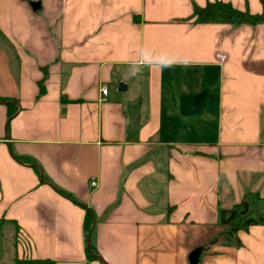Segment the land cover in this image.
<instances>
[{
	"label": "crops",
	"instance_id": "1",
	"mask_svg": "<svg viewBox=\"0 0 264 264\" xmlns=\"http://www.w3.org/2000/svg\"><path fill=\"white\" fill-rule=\"evenodd\" d=\"M209 1L0 0V264H264L221 223L264 213V23Z\"/></svg>",
	"mask_w": 264,
	"mask_h": 264
},
{
	"label": "trees",
	"instance_id": "2",
	"mask_svg": "<svg viewBox=\"0 0 264 264\" xmlns=\"http://www.w3.org/2000/svg\"><path fill=\"white\" fill-rule=\"evenodd\" d=\"M193 16L196 18L197 23H228L239 26L243 24L256 25L263 22V14H253L249 9L240 10L230 2L221 0L209 1L205 6L195 5ZM0 38H4L1 30ZM238 215L242 217L238 219ZM94 220V214L91 209L87 208L85 220L87 234L91 230ZM221 223L231 225L229 233L233 234L241 229H247L251 225L264 224V217L261 215L253 216L249 210L248 202L243 201L236 208L222 210ZM93 251L94 246L90 244V252Z\"/></svg>",
	"mask_w": 264,
	"mask_h": 264
},
{
	"label": "water",
	"instance_id": "3",
	"mask_svg": "<svg viewBox=\"0 0 264 264\" xmlns=\"http://www.w3.org/2000/svg\"><path fill=\"white\" fill-rule=\"evenodd\" d=\"M33 7L35 9H37V8L40 7V4L39 3H33ZM263 21H264V14H263ZM122 86L125 87L124 84H122L121 87ZM94 225H95V222L93 224V227H94ZM93 227L91 228V230L88 233V246H90V243H91V234H92ZM197 258H198V251H195V252L192 253L191 258H190L192 264L196 263Z\"/></svg>",
	"mask_w": 264,
	"mask_h": 264
},
{
	"label": "built area",
	"instance_id": "4",
	"mask_svg": "<svg viewBox=\"0 0 264 264\" xmlns=\"http://www.w3.org/2000/svg\"><path fill=\"white\" fill-rule=\"evenodd\" d=\"M218 58L223 61V60L226 59V55L225 54H218ZM102 91H103L104 95L108 94V89L107 88H103ZM91 184H92V186H97L98 182L95 179H93Z\"/></svg>",
	"mask_w": 264,
	"mask_h": 264
},
{
	"label": "rangeland",
	"instance_id": "5",
	"mask_svg": "<svg viewBox=\"0 0 264 264\" xmlns=\"http://www.w3.org/2000/svg\"><path fill=\"white\" fill-rule=\"evenodd\" d=\"M261 23H264V21L263 22H261ZM253 216H258V215H264V213L263 212H254L253 214H252ZM240 215H238V217H239Z\"/></svg>",
	"mask_w": 264,
	"mask_h": 264
}]
</instances>
